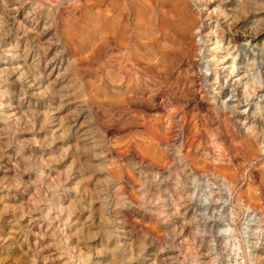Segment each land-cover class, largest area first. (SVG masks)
I'll use <instances>...</instances> for the list:
<instances>
[{"label": "rangeland", "instance_id": "rangeland-1", "mask_svg": "<svg viewBox=\"0 0 264 264\" xmlns=\"http://www.w3.org/2000/svg\"><path fill=\"white\" fill-rule=\"evenodd\" d=\"M183 1L176 70L155 0H0V264H264V1Z\"/></svg>", "mask_w": 264, "mask_h": 264}, {"label": "bare ground", "instance_id": "bare-ground-1", "mask_svg": "<svg viewBox=\"0 0 264 264\" xmlns=\"http://www.w3.org/2000/svg\"><path fill=\"white\" fill-rule=\"evenodd\" d=\"M154 3L157 4V6L155 7L157 11L156 13L157 18H156V22L153 24L149 22V17L148 16L146 17V15L148 14L147 10L145 9L146 7L143 8V10L140 9L138 11L136 9V15L138 13L137 17L139 20H141V23H140L141 27L139 25L140 27L139 35L137 37L138 47L142 48L143 46L144 47L147 46L148 42L146 41L142 43L141 40H143L144 38L148 40V37H145V35L151 32L153 34L154 32L153 34L155 37L154 41L155 43L158 44V46H160V52L163 55H166V54L172 55L175 60L174 62L175 69L182 70L184 66L188 65V62L189 60H191V57L193 55L192 53H193V47L195 46V42H192V36L194 34L192 29L195 28L198 19L195 17V14L191 12V10L189 9L190 7L187 6V3L183 0H155ZM109 5H110L109 7L110 15L107 16L108 17L107 23H108V29H109V39L111 41H114L115 36H118L120 38H123L125 36L126 12H124L123 8L115 11V9H113L112 2H110ZM259 34H260V31L256 28L254 30L253 29L250 30V33L248 34V36L251 37V36H254V35L256 36ZM207 40L209 41V38ZM216 48H218V46ZM209 49L211 52L214 51L212 50L214 48L213 47L211 48V46L209 47ZM228 52L229 51L225 50L224 54L227 55ZM121 66L122 68L125 67L123 62L121 63ZM155 66L162 67L163 65H162V62L158 60ZM231 67L232 66L226 65V71H227V75H225L226 78L231 77L229 76V74L232 75V73L234 72V69L230 70ZM183 71L184 72H179L177 77L179 80L182 81L181 76L183 75V78L185 79V85L189 87L192 84L191 76L189 75L190 73L188 74V71L186 70V68H184Z\"/></svg>", "mask_w": 264, "mask_h": 264}]
</instances>
